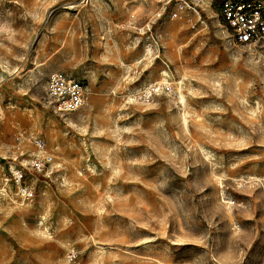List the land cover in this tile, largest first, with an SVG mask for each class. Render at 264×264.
Returning <instances> with one entry per match:
<instances>
[{
	"label": "rangeland",
	"instance_id": "rangeland-1",
	"mask_svg": "<svg viewBox=\"0 0 264 264\" xmlns=\"http://www.w3.org/2000/svg\"><path fill=\"white\" fill-rule=\"evenodd\" d=\"M221 2L194 26L158 0H6L0 264H264V40L237 43ZM54 71L80 109L55 112Z\"/></svg>",
	"mask_w": 264,
	"mask_h": 264
},
{
	"label": "built area",
	"instance_id": "built-area-1",
	"mask_svg": "<svg viewBox=\"0 0 264 264\" xmlns=\"http://www.w3.org/2000/svg\"><path fill=\"white\" fill-rule=\"evenodd\" d=\"M167 10L171 19H187L192 25L204 23L203 8L205 0H158ZM6 0H0V17ZM221 15L227 26L232 30V36L237 43L256 44L264 40V0H222ZM46 91L55 112L66 114L80 109L87 98L86 84L77 78L68 76L60 71L51 72L46 81ZM39 150L44 149L42 140L35 141ZM13 161L24 155L18 147ZM19 153V154H18ZM49 154H38L27 166L19 162V169L14 172L16 182L21 183L29 174L48 172L52 161ZM23 200H31L34 196V185L24 183L20 187Z\"/></svg>",
	"mask_w": 264,
	"mask_h": 264
},
{
	"label": "bare ground",
	"instance_id": "bare-ground-1",
	"mask_svg": "<svg viewBox=\"0 0 264 264\" xmlns=\"http://www.w3.org/2000/svg\"><path fill=\"white\" fill-rule=\"evenodd\" d=\"M180 99H181V102L183 103V105H184V107L186 106V101H185V98H184V96H183V94L181 93L180 94ZM184 121L186 122L187 121V119H186V114L184 115Z\"/></svg>",
	"mask_w": 264,
	"mask_h": 264
}]
</instances>
